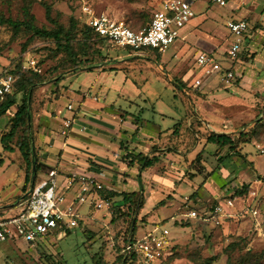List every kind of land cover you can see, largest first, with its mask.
I'll list each match as a JSON object with an SVG mask.
<instances>
[{"label": "rangeland", "instance_id": "rangeland-1", "mask_svg": "<svg viewBox=\"0 0 264 264\" xmlns=\"http://www.w3.org/2000/svg\"><path fill=\"white\" fill-rule=\"evenodd\" d=\"M241 2V0H234L232 5H246L245 1L242 5ZM27 4H31L38 26L46 25L49 29L56 27L46 15L45 6H49L51 17L57 20L65 30H72L71 20L74 19L77 23L76 29H79L75 31L76 38L91 40L90 43H95L96 39L94 36H83L89 16L87 12L109 14L138 29L148 25L158 7L156 0H0V15L21 20L24 17L23 8ZM258 4L254 5L258 6ZM193 9L195 16L190 22L187 33L191 32L193 38L196 33L204 31L205 38L209 40V35H215L212 30H216L217 33L221 32L216 33L215 36L224 43L220 45V49H216V54L224 61L225 58L222 55L225 54L231 42L230 39L228 40L230 36L227 41L225 37L228 31L227 22L230 18L227 8L200 0L193 5ZM249 33H251V28ZM180 36L183 37L184 33L181 32ZM249 38L248 35L245 37L241 52L236 59L230 62L233 69L240 64L246 65V62L257 54V51L253 54L249 51ZM189 40L180 38L165 52L160 53L148 47L141 56L130 55L128 49L124 47L100 46L101 43H95L87 54L79 57L82 60L81 70L76 74H71L69 72L75 63L65 52L57 49L53 39L32 36V33L26 30L16 33L11 26L0 27V66L3 64L4 69L7 66L8 71L15 75L14 78H17L20 71L28 76L31 73H37L45 81L32 94L30 100L32 120L19 130L12 141L15 145V152H7L0 138V191L2 195L0 207L14 204L18 197H23L24 192L31 189L30 180L25 181V165L18 142L23 138V130L30 131V136L35 134L38 115L46 109L50 111L48 104L57 100L49 95L54 97L55 93L60 90L51 87V91L47 89L48 92H46L47 85L62 79L63 86L66 85L70 89L81 87L82 91L91 90L90 92L94 94L99 87L96 84L98 73L93 67L106 60L114 61L117 58L133 62L127 66L126 72L117 69L119 73L112 78V82L116 83L118 89L123 91L122 94L127 98L123 96V99H119L117 107L123 105L124 108H130L127 105L133 101L138 103L132 110L136 115L141 112L143 119L147 118L157 122L158 116L154 115V110L166 111L173 107L178 110L180 119L176 121V123L179 121V124L174 125L168 135L175 138V141L176 139L198 140L199 137L196 135L198 132L191 130L190 122L196 119L197 107L200 108L201 114L204 110L196 100H194L196 103L194 108L189 97L201 94L202 87L188 88L195 81L198 68L190 67L185 74L180 73L188 68L183 69L190 57L194 55L189 47L183 49L180 47L182 44L188 46ZM262 40V37L258 38L260 45L264 43ZM95 48H100L101 52H94ZM250 54L252 55L249 57ZM31 60L37 61L41 71H36L32 67ZM259 68L264 72L263 67ZM260 80L264 82V76ZM206 82H209L207 78ZM235 86L237 88L234 90ZM235 86L227 88L221 84L214 87L216 91L224 93L227 97L230 94V97L224 98L222 102L217 101L215 105L209 101L211 102L210 114L204 113V116L207 115V118L215 124L216 121L224 120L223 116L227 118L229 125L225 130L232 138H235L234 149L238 154L235 153L236 151L234 155L229 154L231 149L227 145L228 152L218 160L211 158V166L207 163L204 167L199 161L193 163V166L202 173L210 169L215 172V180L223 189L228 181L234 178L239 184L251 185L250 190L235 194L237 196L235 207L240 214L235 217L220 218V223L213 220L187 219L182 215L181 206L184 195L194 191L193 186L181 184L177 188L173 185L169 188L165 185L170 184L168 180H160L165 184L154 192L153 201L158 204L159 201L164 200L165 205L158 207L149 216V220L143 215L144 212L140 213L142 217L137 223L138 237L143 236L155 225H161L154 223L150 226L154 220L164 222L170 230V245L167 249L169 254L159 263L204 264L208 258L213 257L215 258L214 264H264V83L256 84L255 81L249 80L242 84L237 81ZM142 96L148 100L142 99ZM20 102H22L21 96ZM215 106L217 111L213 112ZM14 111L16 107L11 111L12 116ZM41 119V121L44 120V118ZM2 122L1 120L0 125L3 124ZM172 123L167 120L163 122V125ZM29 127H32V131ZM175 127L178 132L174 131ZM10 128L9 122L6 131ZM200 132L202 131H199V136ZM203 134L205 137L208 136V133ZM222 147L223 145L217 149L218 155L223 150ZM46 171H48L47 168H43V172ZM204 179L205 176L200 175L199 178L192 180V183L200 186ZM216 194L220 196L221 193ZM192 198L194 196H190V199ZM219 198L206 197L201 206L187 204L186 206L188 209H196L200 214H205V212H210L218 202L224 201V198ZM249 207L259 210V214L257 216L252 214L248 211ZM80 213L82 214L80 225L72 228L68 234L64 232L59 236L54 235L43 242L38 241L35 245L26 243L16 245L10 242L0 244V264H99V262L102 263L101 260L105 263H114L117 254L116 240L123 236L128 228L124 214H121V210H117L115 206L97 209L88 202L81 207ZM134 217L138 218V214L136 213ZM168 217L170 218L166 219ZM172 217L180 219H177L175 223V219L171 220Z\"/></svg>", "mask_w": 264, "mask_h": 264}, {"label": "crops", "instance_id": "crops-1", "mask_svg": "<svg viewBox=\"0 0 264 264\" xmlns=\"http://www.w3.org/2000/svg\"><path fill=\"white\" fill-rule=\"evenodd\" d=\"M245 2V6L230 5L226 8L230 15L228 22L232 19H245L250 24L251 33L247 34L250 37V40H248V49L252 54L257 51V54L250 61H245L247 66L240 64L233 69L230 63L233 60L228 55L229 48L222 55L225 60L228 59V63L216 54V49H220V45L224 43L223 41H219L217 36H215L221 32L217 33L216 30H212L215 35H209V40L205 38L204 31L196 33L192 38L191 32L187 33V31L190 27V22L194 18L182 29L181 32L184 33V36H180L177 39L182 38L186 41L190 39L188 46L182 44L180 47L181 49L189 47L190 51L194 54L193 57H190L193 61L189 59L183 69L185 67L188 68L185 71L182 70L180 72L181 74H185L190 67H197L198 75L195 80L202 76V71L197 64V57L201 52L212 53L222 64L223 71L220 74L213 75L212 78L211 76L207 77V81L209 82H206V78H204L203 84L201 85V94H195L191 97L188 96L194 104V108L196 107L194 100L200 103L199 105L201 108L203 107L202 109L205 114H210L209 105H211V102L215 105L217 101L221 100L220 102H222L224 98L230 97V94L227 97L224 93L216 91V86L223 84L228 88L229 86H235V82L237 81L244 84L249 80L255 81L256 84L264 83L260 80L263 78L264 72L259 68H264V43L260 45L258 41L259 37H262V41H264V0H245ZM209 3L214 4L210 1ZM255 3H259L258 6L254 5ZM228 22V31L225 33V37L227 41L228 36H230L228 40L230 39L232 42L234 37L230 32ZM192 45L194 47H191ZM127 49L129 54L134 56H141L145 53L144 51L141 54H136L131 49ZM132 63L131 61H127V59L123 61L116 58L114 61L106 60L93 67L98 73V81H96V84L99 87L94 94L90 92L91 90L82 91L81 87L79 89H70L66 85L63 86L61 84L62 79L47 85L46 92H48L47 89L51 91V87H55V89H59L60 91L55 93L58 98L56 96L53 97L51 94L49 95L57 100L48 104L51 108L50 111L46 109L40 113L37 118V123H35V147L38 151L39 163L43 167L38 173L33 174L31 184L34 185L45 178L50 170L57 169L59 172V184L66 187V202L70 203L83 185L79 176H91L97 182L103 184V189L101 190L105 189L115 192L116 195L112 198L103 197L100 195L101 190H95L79 206V213L85 203L88 202L95 208V202L100 201L101 198L109 200L111 203L110 207L115 206L116 208L118 205L124 207L126 203L123 202V196L120 194L135 192L143 196L141 213L144 212L143 215L148 220L149 216L158 207L165 205L164 200L159 201L158 204L153 201L154 192L165 184V182L160 181L162 179L163 181L168 180L170 182V184H165L169 188H171L170 185L177 188L181 184L193 186L194 191L190 194H185L183 197L181 209L182 215L185 218H187L185 213L190 209H188L186 204L201 206L206 197L214 196V199H218L219 197L222 199L224 195H228L233 191L235 192V187L242 185L235 178L229 180L223 189L217 183V180H215V172L210 169L207 170L208 172L205 171L202 173V171H197L198 169L193 166V163H197L198 161L204 167H206L207 163L211 166V158L218 160L228 152L226 145L222 147L223 150L218 155L217 149L222 145L209 140V136L213 133H226L230 135L225 130L228 129L229 125L227 118L223 116L222 119L224 120L216 121V124L212 123L207 118V115L204 116V113H200V108L197 107L196 119L191 120L190 128L198 132L196 135L199 139H193L191 141L176 139L175 141V138L168 135L172 131L173 126L179 124V121L178 123L176 121L180 119L178 110H175L173 107L171 110L166 111L154 110V115L158 116V122L147 118L143 119L141 112H138L136 115L132 110L138 103L133 101L127 105L130 108H124L123 105L117 107L118 100L123 99L124 95L122 94L123 91L118 89L116 83L114 81L112 82V78L119 73L117 69L119 71H125L127 66H130ZM7 68L6 66V69H4L3 64L0 66V76L7 74ZM228 69H233L236 74V80L231 85H226L221 79L224 71ZM77 72H72L71 74H76ZM125 81L127 82V80ZM193 84L192 86H188V88H193ZM236 88L237 86L234 87V90ZM141 98L146 101L148 100V98L143 96ZM125 99L127 98L125 97ZM70 104L74 106L73 110L68 109ZM215 111H217L216 106L213 109V112ZM11 113L9 112L0 117V121H3V124L0 125V138L4 131L7 130L10 117L12 116ZM41 118H44L45 121H41ZM167 120L173 122V125L166 124L164 126L163 122L165 123ZM67 121L71 122L70 127L65 126V122ZM174 131L178 132V129L175 127ZM199 131H202L200 132V136ZM203 133H208V136L205 137ZM229 154L234 155V150H230ZM144 157L149 159L154 158V164L150 167H141ZM24 165L25 181L27 182L29 170L28 166L26 164ZM34 167V170H36V164H34ZM45 167L48 171L43 172V168ZM200 175L205 176L201 185L192 183V180L199 178ZM226 192L227 194H225ZM216 193L221 194L217 196ZM190 196H194V198L190 199ZM22 200L23 197H18L14 204L0 207V218L15 215L20 212L22 209ZM1 202L2 195L0 191ZM184 209H187V211H183ZM141 215L139 216L140 219L142 217ZM202 216L205 215L202 214ZM173 219H175L174 221L176 223L177 219L180 218L172 217L171 220ZM198 220L207 221L205 218H198ZM158 222L159 220H154L150 223V226ZM63 233L61 232L60 235ZM10 243L18 245L23 242L15 243L11 241Z\"/></svg>", "mask_w": 264, "mask_h": 264}, {"label": "built area", "instance_id": "built-area-1", "mask_svg": "<svg viewBox=\"0 0 264 264\" xmlns=\"http://www.w3.org/2000/svg\"><path fill=\"white\" fill-rule=\"evenodd\" d=\"M158 7L155 10L150 24L142 29H134L123 20H118L109 14H89L87 25L104 38L110 46L130 48L136 54H141L151 47L159 52L165 51L181 35L182 29L193 19L195 13L193 5L200 0H156ZM211 3L228 7L234 0H208ZM241 5L245 0H241ZM228 27L234 39L228 49L229 57L234 60L242 49V43L250 31V24L245 19H232ZM197 64L202 76L193 84L200 88L204 78L220 74L223 71L221 62L209 52H201L197 57ZM36 71H41L36 60H31ZM236 78L233 69L224 71L221 79L226 85H231ZM15 78L6 74L0 78V95L11 93ZM69 110L74 106L70 104ZM71 122H65L70 127ZM59 172L52 169L47 176L33 185L28 197L21 203L22 209L15 215L0 218V244L6 242L26 243L35 245L38 241H45L46 237L56 228L62 232L80 225L82 215L79 206L86 201L89 194L103 189V184L93 177L80 175L83 185L72 202H66V187L59 184ZM227 194V192L225 193ZM224 201L218 203L210 212L202 216L197 210L189 209L185 216L189 219L205 218L220 223V218L235 217L240 214L236 210L237 196L235 192L224 195ZM97 209L110 207L109 200L101 198L95 202ZM257 216L259 210L250 209ZM170 230L164 225H155L143 236H137L126 247L127 256L136 254L137 259L131 264H160L159 262L169 254Z\"/></svg>", "mask_w": 264, "mask_h": 264}, {"label": "trees", "instance_id": "trees-1", "mask_svg": "<svg viewBox=\"0 0 264 264\" xmlns=\"http://www.w3.org/2000/svg\"><path fill=\"white\" fill-rule=\"evenodd\" d=\"M46 7V15L48 20L53 23L56 27L54 29H49L46 25L45 26H38L36 24V16L32 12L31 4H27L23 8V19L15 20L12 17H5L4 15H0V27L3 26H11L14 28L16 33H19L22 30H26L32 33V36H37L45 39H53L57 45V49L60 52H65L70 58L71 61L75 63V66L71 69L69 73L77 72L81 70V55L87 54L91 47L96 43H101L100 46L103 45H110L108 42L102 38L99 34H97L89 25H86L84 32V37H92L94 36L96 42L90 43V41L77 39L76 32L79 29L77 28V23L74 19L71 20V27L72 30H65V28L59 24V22L51 17V9L48 6ZM152 20V19H151ZM151 22V21H150ZM148 23V25L150 24ZM147 25V26H148ZM146 27V26H145ZM144 28V27H142ZM138 28V29H142ZM136 29V28H134ZM92 45V46H91ZM99 45V44H98ZM130 49V48H129ZM100 53V48H95L94 52ZM157 52H159L157 50ZM160 53V52H159ZM67 73V74H69ZM7 74H12V72L7 71ZM4 75V74H2ZM0 76V78L2 77ZM66 76V75H65ZM64 76V77H65ZM63 77V78H64ZM16 78V77H15ZM45 81L38 76L37 73H31L28 76L25 73H21L20 71L17 74V78L13 83L14 92L7 93L0 95V117L3 115L11 112L15 107L16 111L12 118L10 119L11 128L10 130L6 131L1 136V141L3 144L4 149L7 152H15V145H13L12 141L16 137L17 133L19 132L22 127L28 125V122L32 120V112H31V98L32 94L41 84H44ZM20 96L22 98V102H20ZM31 128L32 131V127ZM24 135L23 138L18 142L19 151L23 158L24 164L28 166L29 170V178L27 180L32 182V176L34 173H38V171L42 168V164L38 162V151L35 147V134L30 136V131L23 130ZM209 140L211 142H215L221 144L223 146L229 145L231 150H234L236 154H238L235 148V138H232L231 135L226 133H213L209 136ZM34 144V145H33ZM240 155V154H239ZM36 164V170H34V164ZM154 158H143L142 166L141 167H150L154 164ZM38 177V176H37ZM33 185L31 184V188ZM251 185L243 183L241 186L235 187V194H241L245 191L250 190ZM28 192L25 191L23 195V199L28 197ZM100 195L103 197L112 198L116 195L115 192H111L108 190H101ZM120 195L123 196V202L126 203V206L121 207L120 205L116 206L117 210H121V214H124L125 221L128 224V228L126 233L123 236L119 237L116 240V258L114 263L112 264H131L133 261L137 259L136 254L127 256L126 247L130 241H134L135 238L138 236V224L139 223V216L141 213V208L143 207V196L140 193H121ZM219 203V202H218ZM138 214V218L135 219V214ZM189 219V218H188ZM131 224V226H129ZM157 224H164V222H159ZM71 231V229H66L64 232L67 234ZM62 232L61 228H56L53 230L51 234H49L46 238H50L54 235H60ZM102 263L99 264H110L105 263L104 260H101ZM215 258L211 257L208 258L204 264H214ZM162 264V262L160 263Z\"/></svg>", "mask_w": 264, "mask_h": 264}, {"label": "water", "instance_id": "water-1", "mask_svg": "<svg viewBox=\"0 0 264 264\" xmlns=\"http://www.w3.org/2000/svg\"><path fill=\"white\" fill-rule=\"evenodd\" d=\"M35 168V167H34ZM35 178V177H34Z\"/></svg>", "mask_w": 264, "mask_h": 264}]
</instances>
